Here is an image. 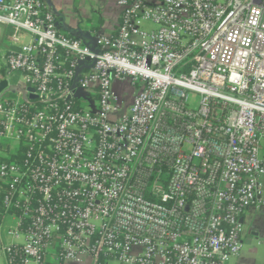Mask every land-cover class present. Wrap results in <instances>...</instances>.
Returning a JSON list of instances; mask_svg holds the SVG:
<instances>
[{
  "label": "built area",
  "instance_id": "1",
  "mask_svg": "<svg viewBox=\"0 0 264 264\" xmlns=\"http://www.w3.org/2000/svg\"><path fill=\"white\" fill-rule=\"evenodd\" d=\"M118 4L0 0L1 264H231L264 206V0Z\"/></svg>",
  "mask_w": 264,
  "mask_h": 264
},
{
  "label": "crops",
  "instance_id": "2",
  "mask_svg": "<svg viewBox=\"0 0 264 264\" xmlns=\"http://www.w3.org/2000/svg\"><path fill=\"white\" fill-rule=\"evenodd\" d=\"M52 1L55 10L70 29L81 28L92 33H109L117 30L119 26L122 9L118 0ZM9 33L10 29L0 30V40H4L12 46L8 39ZM20 44L23 43L19 41ZM5 72V66L0 62V75H5ZM131 101L132 97L128 101V106ZM242 223L244 245L240 255L233 258L231 264H264V206L247 209L242 216ZM113 260L115 259L102 260L101 264H109ZM66 264H95V262L91 256L84 255L79 261H68Z\"/></svg>",
  "mask_w": 264,
  "mask_h": 264
},
{
  "label": "rangeland",
  "instance_id": "3",
  "mask_svg": "<svg viewBox=\"0 0 264 264\" xmlns=\"http://www.w3.org/2000/svg\"><path fill=\"white\" fill-rule=\"evenodd\" d=\"M143 26H145L146 28H150L151 26L153 27V25L149 24V23H145ZM29 36L27 34H21V38H20V43H24L29 41ZM115 90L118 92V95L122 96L125 100L129 101L131 99V97L134 96V91L136 89L132 88L130 86V84L126 81L123 82H117L114 86ZM14 95H9V97H13ZM199 100L198 96L193 95L192 97V101L191 103L193 105H196V102ZM128 111V110H127ZM244 234V231H243ZM109 264H119L116 260L111 261Z\"/></svg>",
  "mask_w": 264,
  "mask_h": 264
},
{
  "label": "water",
  "instance_id": "4",
  "mask_svg": "<svg viewBox=\"0 0 264 264\" xmlns=\"http://www.w3.org/2000/svg\"><path fill=\"white\" fill-rule=\"evenodd\" d=\"M6 85H7V81L6 80L0 82V92L6 87Z\"/></svg>",
  "mask_w": 264,
  "mask_h": 264
},
{
  "label": "trees",
  "instance_id": "5",
  "mask_svg": "<svg viewBox=\"0 0 264 264\" xmlns=\"http://www.w3.org/2000/svg\"><path fill=\"white\" fill-rule=\"evenodd\" d=\"M12 33V30L10 29V33L9 34H11Z\"/></svg>",
  "mask_w": 264,
  "mask_h": 264
}]
</instances>
